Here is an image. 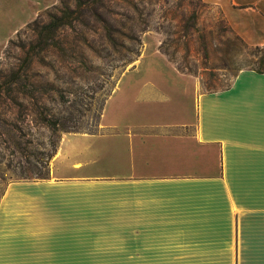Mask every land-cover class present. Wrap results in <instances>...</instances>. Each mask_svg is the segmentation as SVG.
Here are the masks:
<instances>
[{
  "label": "crops",
  "instance_id": "0c3cea01",
  "mask_svg": "<svg viewBox=\"0 0 264 264\" xmlns=\"http://www.w3.org/2000/svg\"><path fill=\"white\" fill-rule=\"evenodd\" d=\"M55 1L0 0L20 12L0 48ZM206 1L264 44V0ZM153 54L172 71L137 69ZM0 264H264V71L204 91L142 51L97 131L63 132L47 177L7 182Z\"/></svg>",
  "mask_w": 264,
  "mask_h": 264
},
{
  "label": "trees",
  "instance_id": "16d2710c",
  "mask_svg": "<svg viewBox=\"0 0 264 264\" xmlns=\"http://www.w3.org/2000/svg\"><path fill=\"white\" fill-rule=\"evenodd\" d=\"M73 1L55 5L61 14L49 12L47 20L35 17L27 22L4 47L0 57V179L7 174L10 180L47 177L63 132H94L79 126L84 106L90 109L96 100L98 127L106 98L125 66L141 53L140 32L151 26L146 18L141 27L131 23L118 28L98 21H107L104 14L119 13V7L133 19L158 0ZM192 6L193 0L172 3L168 11L174 24L152 27L163 35L159 50L179 70L199 77L205 91L216 90L213 80L201 78L208 66L201 62L198 70L188 60L198 31L189 18L195 13ZM201 45L206 57V44L202 41ZM250 45L257 56V65L250 67L264 71V44ZM181 48L187 53L177 58L175 51ZM102 58L110 60L103 71L97 62ZM96 72L104 76L103 82L95 86L83 82L86 75ZM112 75L115 79L109 80Z\"/></svg>",
  "mask_w": 264,
  "mask_h": 264
},
{
  "label": "rangeland",
  "instance_id": "374dc122",
  "mask_svg": "<svg viewBox=\"0 0 264 264\" xmlns=\"http://www.w3.org/2000/svg\"><path fill=\"white\" fill-rule=\"evenodd\" d=\"M177 1L178 0H168V2H164L163 0H158L156 4L153 2L150 5H146L148 6V8L143 9V12L141 14H135L133 19L125 16L124 9L122 7H119V13H105L104 18L107 21L100 20L98 21V24H113L116 27L121 28L123 27V24L133 23L138 24L137 26L141 27L143 26V24H145L142 20L146 18V20H148V24H150L151 26L140 32V38L142 41L141 52L159 49L158 46L163 35L161 32L155 30L152 25L174 24V21H169L170 13L168 9H170L172 3L175 4ZM72 2L74 1L63 0V3L66 4H71ZM63 3L60 0H56L54 4L41 10L35 17L47 20L49 18V12L56 11L61 14V10H58L55 5L63 6ZM191 8L194 9L195 13L192 14L191 17H189L190 22L192 24H196L198 28V31L194 34L195 40L192 43L194 46V50L191 51L190 54H188L186 50L181 48L175 51V55L177 58H181L182 56L186 55L185 53H187L189 62L191 64H194L198 68V70H201L200 65L203 64L201 62H204V64L207 65L208 68L201 78L203 80H213L215 84L213 89L216 90L229 86L234 77L233 74L239 68L257 65V56L252 53L254 50L251 45L245 43L244 39L232 28L230 24L227 23L222 11L216 4H213L206 0H193V6ZM146 10H148V13L146 12ZM15 13L20 14L19 10L13 12V10L9 6H7V3H0V42L2 37L6 33H8L14 27V25H17L9 24V19L13 18ZM26 25L27 24H23L17 30L25 28ZM15 32L10 37H13L15 35ZM7 41L0 48V57L3 56V50L7 44ZM202 41L204 42V44H206V57L204 56V52L202 49ZM7 59L13 60L14 58L9 57ZM134 61L127 64L124 69L132 67ZM97 62L102 63L101 70L103 71L105 70V66H107V63H109L110 60L108 58H102L97 59ZM137 69L151 71L156 70L168 73L172 71L173 68L161 56L153 54L144 58L140 67H138ZM103 78L104 76L102 74L96 72L92 75H86L83 82L90 83L95 86L96 84L103 82ZM113 79H115V75L109 77V80ZM199 81L201 88L205 91L206 89L204 88L200 78ZM113 101L114 99L111 100V102ZM84 107L85 108L83 109L85 115L80 119L79 126L84 130L97 131L98 127L96 124V100L93 101V105L90 109L86 107V105ZM10 179L11 178H9L8 174L5 175L4 178L0 179V195Z\"/></svg>",
  "mask_w": 264,
  "mask_h": 264
}]
</instances>
